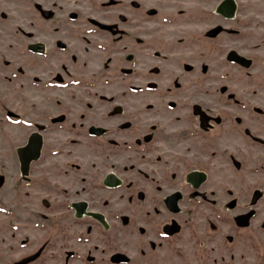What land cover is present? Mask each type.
Here are the masks:
<instances>
[{"label": "rangeland", "instance_id": "obj_1", "mask_svg": "<svg viewBox=\"0 0 264 264\" xmlns=\"http://www.w3.org/2000/svg\"><path fill=\"white\" fill-rule=\"evenodd\" d=\"M221 1L0 0V264H264V0Z\"/></svg>", "mask_w": 264, "mask_h": 264}, {"label": "water", "instance_id": "obj_2", "mask_svg": "<svg viewBox=\"0 0 264 264\" xmlns=\"http://www.w3.org/2000/svg\"><path fill=\"white\" fill-rule=\"evenodd\" d=\"M221 6L223 7V10L220 9ZM235 9L236 6L234 0H222L218 4L216 11L221 15H223L224 17L229 18L234 14ZM221 30L222 29L219 26L211 30L209 34H214ZM29 48L32 51H38V50L43 51L44 45L42 43H33L29 45ZM232 56H234V54ZM232 56L229 55L231 59H235ZM41 147H42V136L38 132L32 133L29 136L27 142L24 145L18 147L17 153L19 157L20 171L22 178L24 180H28L27 174L30 163L31 161L39 157ZM205 178H206V174L203 171H198V170L197 171L193 170L186 175V180L189 183H191L194 187L199 186V184H201L205 180ZM176 198H178V193H175L166 199L167 205L173 210H176L177 207L175 202Z\"/></svg>", "mask_w": 264, "mask_h": 264}, {"label": "flooded vegetation", "instance_id": "obj_3", "mask_svg": "<svg viewBox=\"0 0 264 264\" xmlns=\"http://www.w3.org/2000/svg\"><path fill=\"white\" fill-rule=\"evenodd\" d=\"M38 43H40V42H38ZM33 44V43H32ZM43 44V43H42ZM44 45V44H43ZM45 48V47H44ZM30 49V48H29ZM32 51V50H31ZM34 52H42V51H34ZM100 131H101V129H99ZM102 131L104 132V129H102ZM42 148V147H41ZM193 170H198V171H203L205 174H206V178H205V180L201 183V184H199V186H197V187H194L191 183H189L187 180H186V175L189 173V172H191V171H193ZM193 170H190L189 172H187L186 174H185V182L186 183H188L193 189H198V188H200V186L203 184V183H205L206 182V180H207V178H208V175H207V173L204 171V170H199V169H193ZM175 193H177V192H175ZM175 193H172V194H170V195H168V196H166V198H165V201H166V199L169 197V196H171V195H173V194H175ZM180 198H181V195L178 193V198H176V200H175V202H176V206L178 205V201L180 200ZM166 203V202H165ZM166 206L168 207V209L170 210V211H172V212H177V207H176V210H173V209H171L168 205H167V203H166ZM82 210V209H81ZM84 213V212H83ZM82 213V214H83ZM244 220H245V218H244ZM246 223V222H245Z\"/></svg>", "mask_w": 264, "mask_h": 264}, {"label": "bare ground", "instance_id": "obj_4", "mask_svg": "<svg viewBox=\"0 0 264 264\" xmlns=\"http://www.w3.org/2000/svg\"><path fill=\"white\" fill-rule=\"evenodd\" d=\"M220 9L223 10V7L221 6ZM222 12H223V11H222ZM112 175H113V174H112ZM119 179H120V178H119ZM116 185H117V184H116ZM116 185H115V186H116ZM75 205H77V207H78V209H79V205H80V204H75ZM82 207H83V206H82ZM84 211H85V209H84ZM86 213H88V212H86ZM88 214H94V213H91V212H90V213H88ZM98 214H99V213H98ZM103 217H104V216H103Z\"/></svg>", "mask_w": 264, "mask_h": 264}]
</instances>
